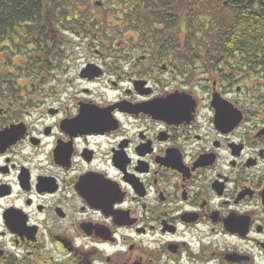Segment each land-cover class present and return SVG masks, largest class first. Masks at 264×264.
<instances>
[{"label":"flooded vegetation","instance_id":"1","mask_svg":"<svg viewBox=\"0 0 264 264\" xmlns=\"http://www.w3.org/2000/svg\"><path fill=\"white\" fill-rule=\"evenodd\" d=\"M180 4L96 0L103 63L0 75V264H264V75H194Z\"/></svg>","mask_w":264,"mask_h":264},{"label":"trees","instance_id":"2","mask_svg":"<svg viewBox=\"0 0 264 264\" xmlns=\"http://www.w3.org/2000/svg\"><path fill=\"white\" fill-rule=\"evenodd\" d=\"M90 1L0 0V44L12 41L17 31H26L30 44L42 48L41 53L47 57L48 43L51 39L57 41L54 27L65 24L67 18L76 25L80 20L90 21L91 27L82 22L79 28L85 34L92 32L95 23L87 18ZM80 3L85 7L82 10L78 8ZM180 3L183 18L185 14L189 16L185 19L189 35H185L201 42L199 55L214 69V74L264 75V0H180ZM33 34L37 40L43 39L40 41L43 44L36 43ZM222 66L227 71L223 72Z\"/></svg>","mask_w":264,"mask_h":264},{"label":"rangeland","instance_id":"3","mask_svg":"<svg viewBox=\"0 0 264 264\" xmlns=\"http://www.w3.org/2000/svg\"><path fill=\"white\" fill-rule=\"evenodd\" d=\"M96 1V0H95ZM95 1H91V7L94 9ZM226 2V1H225ZM81 10L84 9V5L81 3L79 4V7ZM90 9V8H89ZM183 11V10H182ZM89 13V12H88ZM92 14H87L88 19H92V23L95 20L93 16V10H91ZM220 14L216 15L217 21L219 20ZM189 17L185 14L184 20V31L187 35H189L188 27H186L185 19ZM57 31V41L58 39H61L62 36V30L60 29V26L54 27ZM108 31V30H107ZM34 32V31H33ZM71 33V31H70ZM109 32L105 31H95L92 30V32L88 31L86 34L83 33V30H81L80 35H85L82 40H78L74 37V35L71 34H65V43L62 44L60 42H55L54 47H51L53 45H50L48 43L49 48L45 52V55L47 57H44L41 53L42 48L39 50L36 46L30 44V41L28 40L26 31H17L16 34H13L14 39L12 41H6L4 44H0V75H14L13 81L18 80L19 84H23L25 81V75H58V72L61 70V66L64 62L62 56H68L71 59L72 55V48H73V42L79 41L81 43L82 48H75V51L79 52L82 51L87 57L95 59L94 57H98L97 61L100 63H103L105 58L104 56L108 55L109 51L108 49L104 48L103 43H105V39H108ZM130 33L129 35H131ZM69 36V38L67 37ZM127 35L125 37L130 38V36ZM187 35L182 34V39L186 41L187 48L190 50L191 48L195 49L197 60V66H196V74L194 75H221V73L216 72L214 74V69L209 66V63H205L202 60H205L201 55H199V44H201L196 37L192 36V39H188ZM29 36V35H28ZM35 39V42L39 43L40 45L43 44L40 41H44L43 39L37 40V35H32ZM94 37V38H93ZM99 39V41H98ZM103 39V40H102ZM36 45V44H35ZM38 45V46H40ZM55 50V54H52V51ZM63 51H68L69 53L66 55H62ZM95 50H97L101 55L96 56ZM43 51V50H42ZM193 51V50H192ZM202 51V50H201ZM30 54V55H29ZM97 54V53H96ZM59 56L58 58H55L56 56ZM67 61V59H65ZM86 62V59L81 58V56H75L69 64H66V75H74L78 69ZM60 66V67H59ZM221 70L223 72L227 71L225 67L222 66ZM246 74V73H245ZM22 75L23 79L20 80L19 76ZM240 75H243V72H240ZM17 77V79H16ZM253 80L254 77H251ZM257 80V79H256ZM254 81L253 83L257 82ZM257 88L259 86L262 88L264 87V82L262 79H258ZM250 87V85H248ZM260 88V90H262Z\"/></svg>","mask_w":264,"mask_h":264},{"label":"water","instance_id":"4","mask_svg":"<svg viewBox=\"0 0 264 264\" xmlns=\"http://www.w3.org/2000/svg\"><path fill=\"white\" fill-rule=\"evenodd\" d=\"M93 71H94L93 68L88 67V68L84 69L82 72H83V75H98L97 72L93 73Z\"/></svg>","mask_w":264,"mask_h":264}]
</instances>
